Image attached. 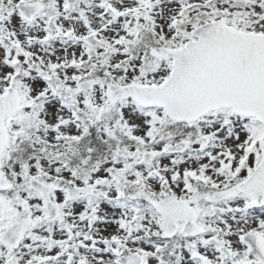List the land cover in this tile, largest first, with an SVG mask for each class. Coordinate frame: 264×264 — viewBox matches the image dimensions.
<instances>
[{
  "label": "snow or ice",
  "instance_id": "snow-or-ice-1",
  "mask_svg": "<svg viewBox=\"0 0 264 264\" xmlns=\"http://www.w3.org/2000/svg\"><path fill=\"white\" fill-rule=\"evenodd\" d=\"M0 264H264V0H0Z\"/></svg>",
  "mask_w": 264,
  "mask_h": 264
}]
</instances>
